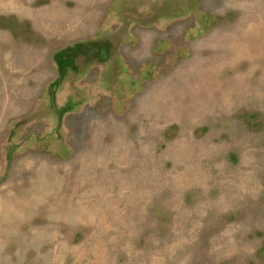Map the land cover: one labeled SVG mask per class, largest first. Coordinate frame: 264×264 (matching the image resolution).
I'll list each match as a JSON object with an SVG mask.
<instances>
[{
    "label": "rangeland",
    "instance_id": "374dc122",
    "mask_svg": "<svg viewBox=\"0 0 264 264\" xmlns=\"http://www.w3.org/2000/svg\"><path fill=\"white\" fill-rule=\"evenodd\" d=\"M0 264H264V0H0Z\"/></svg>",
    "mask_w": 264,
    "mask_h": 264
}]
</instances>
